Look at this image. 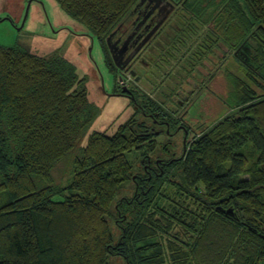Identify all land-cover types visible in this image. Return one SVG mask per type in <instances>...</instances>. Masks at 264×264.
Wrapping results in <instances>:
<instances>
[{
  "label": "trees",
  "instance_id": "1",
  "mask_svg": "<svg viewBox=\"0 0 264 264\" xmlns=\"http://www.w3.org/2000/svg\"><path fill=\"white\" fill-rule=\"evenodd\" d=\"M56 1L107 54L105 39L141 0ZM187 1L211 24L210 45L197 47L220 41L248 61L229 73V112L184 155L159 147L145 112L75 150L96 115L83 80L62 61L0 46V264H264V0ZM71 154L67 185L52 186Z\"/></svg>",
  "mask_w": 264,
  "mask_h": 264
},
{
  "label": "flooded vegetation",
  "instance_id": "2",
  "mask_svg": "<svg viewBox=\"0 0 264 264\" xmlns=\"http://www.w3.org/2000/svg\"><path fill=\"white\" fill-rule=\"evenodd\" d=\"M187 4L179 0L140 1L129 18L105 39L106 59L120 84L117 94L133 100L137 110H161L155 120L148 114L151 123L146 120L144 126L153 130L156 138H163L161 143L167 147L180 137L181 146L172 148L181 155L209 128L207 120L191 119L190 110H213V106L226 110V98L219 93L225 88L220 82L216 84L221 70H226L225 55L232 53L228 56L236 65L248 61L241 48H227L220 41L207 48L210 42L205 35L211 24H199L203 25L202 19L208 15L197 19L185 10ZM200 31L199 38L196 34ZM194 36L206 39L209 45L197 47V42L191 47ZM245 50L250 54L248 48Z\"/></svg>",
  "mask_w": 264,
  "mask_h": 264
},
{
  "label": "rangeland",
  "instance_id": "3",
  "mask_svg": "<svg viewBox=\"0 0 264 264\" xmlns=\"http://www.w3.org/2000/svg\"><path fill=\"white\" fill-rule=\"evenodd\" d=\"M189 24H194L193 20ZM196 35L200 38L201 31ZM196 41L194 36L189 42L192 43L191 47L194 48L195 44L193 43ZM0 46L19 47L47 61H62L73 67L77 79L83 80V87L88 94L89 103L96 108V115L87 133L79 142L80 144L75 146V150L82 147L86 137L94 131L112 134L119 126L133 117L138 123L145 120L144 112L154 115L158 112V110H137L133 100L117 94V85L120 86V84H118L119 81L114 76L106 59L107 54L103 50L97 34L79 19L65 13L56 0H0ZM230 54L232 55V53L228 55ZM226 55L223 66V68L226 67V70L225 72L223 69L221 70L219 80L216 82V84L219 85L220 82V85L224 86L225 90L217 91L220 95L223 93L225 98L231 91L228 80L229 73L241 75L234 59ZM211 61L210 59V63ZM219 63L217 61L215 69ZM223 96L222 98H224ZM139 98H136L137 101ZM213 107V110H190L191 119L195 121L207 120L209 127H212L229 112L227 108L218 110L216 106ZM157 140L161 148L160 143L163 138H157ZM181 141L182 139L177 137L175 144L169 146L168 149L171 150L173 146L174 148L180 147ZM75 153L77 152L75 151ZM73 157V154L67 156L57 164L55 170L53 169L52 186L65 187L67 185ZM124 188L120 193L123 196L128 195ZM186 203L192 210L191 201L188 200ZM111 230L116 236L113 225H111ZM176 232H179V238L182 241L189 242L191 240V234L179 226L172 234L175 235ZM108 263L125 264L124 260L117 256H110Z\"/></svg>",
  "mask_w": 264,
  "mask_h": 264
},
{
  "label": "water",
  "instance_id": "4",
  "mask_svg": "<svg viewBox=\"0 0 264 264\" xmlns=\"http://www.w3.org/2000/svg\"><path fill=\"white\" fill-rule=\"evenodd\" d=\"M143 1H145V0H141V2H143ZM109 39H110V38L107 39V43H108V44H109ZM227 214H230V215H231V211H228Z\"/></svg>",
  "mask_w": 264,
  "mask_h": 264
}]
</instances>
